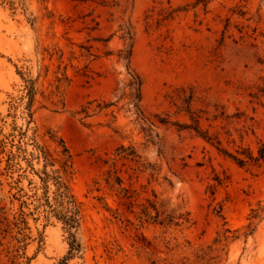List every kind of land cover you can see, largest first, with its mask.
I'll return each instance as SVG.
<instances>
[{"label":"rangeland","instance_id":"obj_1","mask_svg":"<svg viewBox=\"0 0 264 264\" xmlns=\"http://www.w3.org/2000/svg\"><path fill=\"white\" fill-rule=\"evenodd\" d=\"M14 1L0 0V140L26 126L24 71L41 141L62 137L74 155L82 249L67 264H264V163L185 128L193 114L222 147L260 153L264 0ZM132 69L152 136L124 94ZM95 99L113 104L85 117ZM5 166L0 153V264H57L70 234L37 208L39 174ZM173 211L190 220L160 222Z\"/></svg>","mask_w":264,"mask_h":264},{"label":"trees","instance_id":"obj_2","mask_svg":"<svg viewBox=\"0 0 264 264\" xmlns=\"http://www.w3.org/2000/svg\"><path fill=\"white\" fill-rule=\"evenodd\" d=\"M207 1L208 0H205V2ZM10 3L14 4L15 1L10 0ZM131 55L132 48L126 51V53H121L120 56L130 60ZM20 72L26 81V94L22 96V98L27 97L26 108L24 110L27 118L26 126H15L14 130L7 136L10 140H0V153L6 154V173L14 171L18 165H21V160L25 159L28 163L27 168L31 167L32 170L39 174L41 183L37 186V190L34 193L35 199L38 200L37 208L42 207L47 220H49L51 216H56L64 223V227L69 231V250L57 263L67 264L69 259L82 249V244L78 241L76 235V231L81 224L82 209L80 202L72 190L70 182V178L74 173V155L62 137L57 139L54 135H51V140L57 142L54 149L50 144L41 141L37 125H32V122L35 121V109L33 106L38 93L36 80L32 77H26L24 71ZM143 83L144 80L142 75L135 69H132L128 81L124 84V94L129 96V103L137 114V117L145 119L146 122L149 121V126H143V128L152 136L153 128L151 126L154 122L145 115L142 105ZM126 89H128V91ZM193 95L194 94L190 96L189 100L193 99ZM94 102H97L95 107H93ZM112 104L113 102L104 100H91L87 105L82 107L81 112L87 117L91 115L92 109L95 110L99 108L103 110L104 108L110 107ZM159 118L162 123L169 122L167 117ZM192 118L197 123L195 125L188 124L185 128H194L198 133L217 145L221 151L233 157L241 165L251 162L257 165H262L264 163V146L260 148L259 154H255L250 148H241L237 149L236 152H232L222 147V139L217 134H212L200 129L199 118H195L193 114ZM29 145H32V148H29ZM122 147L124 148V145ZM128 154L132 155L133 158L138 155L135 150L128 152ZM35 159L43 162L42 167H35ZM118 178L120 182H122L121 177ZM40 188L42 189L41 192H39ZM151 207L156 209V216H159L161 211L157 209V203L155 201H150L149 205H145L143 212L153 216L150 209ZM4 219L7 220V217L5 216ZM185 220L189 221L190 219L185 217L183 213L177 215L175 211H173V213H168L160 222L168 224L175 222L176 224H180ZM0 222H3V220H0Z\"/></svg>","mask_w":264,"mask_h":264}]
</instances>
